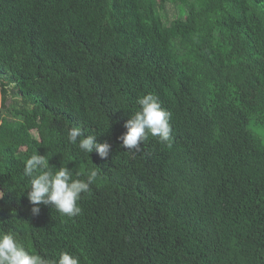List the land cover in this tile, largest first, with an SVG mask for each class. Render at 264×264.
<instances>
[{
  "label": "trees",
  "instance_id": "16d2710c",
  "mask_svg": "<svg viewBox=\"0 0 264 264\" xmlns=\"http://www.w3.org/2000/svg\"><path fill=\"white\" fill-rule=\"evenodd\" d=\"M148 93L171 142L127 150ZM36 153L73 179L97 168L79 215H32ZM0 230L80 264H264V0H0Z\"/></svg>",
  "mask_w": 264,
  "mask_h": 264
},
{
  "label": "clouds",
  "instance_id": "9594fccd",
  "mask_svg": "<svg viewBox=\"0 0 264 264\" xmlns=\"http://www.w3.org/2000/svg\"><path fill=\"white\" fill-rule=\"evenodd\" d=\"M7 87L13 89L16 84L12 82ZM137 104L139 110L127 120L124 125L126 132L118 138L122 147L138 151L149 134L158 138L161 143H170L171 113L162 107L158 97L148 93L138 98ZM67 139L71 144L78 143L79 149L86 154L95 151L101 159L109 156L111 145L106 142L98 143L95 135H84L79 126L68 129ZM48 161L45 155L36 153L25 163L24 176L30 181L27 199L33 206L32 215H39L40 205H52L57 212L68 217L79 215L82 209L78 201L83 193L90 191V185L96 181L97 168L89 169L86 179H73L74 174L79 176L80 173H74L66 165L59 168L50 166ZM53 168L56 170L53 171ZM0 264H80V260L66 251L59 253L58 260L46 259L27 250L11 231L0 230Z\"/></svg>",
  "mask_w": 264,
  "mask_h": 264
},
{
  "label": "rangeland",
  "instance_id": "374dc122",
  "mask_svg": "<svg viewBox=\"0 0 264 264\" xmlns=\"http://www.w3.org/2000/svg\"><path fill=\"white\" fill-rule=\"evenodd\" d=\"M165 10H166V14H167V16H168V18H169L170 20H173V19H175L177 16H179L178 13H177V10L175 9L174 6L167 5L166 8H165Z\"/></svg>",
  "mask_w": 264,
  "mask_h": 264
}]
</instances>
